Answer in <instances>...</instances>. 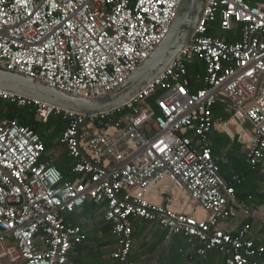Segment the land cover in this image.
<instances>
[{"label":"built area","instance_id":"1","mask_svg":"<svg viewBox=\"0 0 264 264\" xmlns=\"http://www.w3.org/2000/svg\"><path fill=\"white\" fill-rule=\"evenodd\" d=\"M181 2L0 0V65L76 96H101L149 57ZM218 104L227 119L213 113ZM8 106L33 107L40 122L62 120L56 141L71 178L44 159L34 129L0 113V264H67L85 236L65 216L86 202L111 223L113 264H139L130 259L135 220L157 224L167 242L182 239L191 260L217 251L223 264H264L250 223L220 228L236 213L241 179H226L211 149L217 129L240 142L250 169L264 161V1L207 0L190 42L115 109L86 119L0 89V110Z\"/></svg>","mask_w":264,"mask_h":264},{"label":"crops","instance_id":"2","mask_svg":"<svg viewBox=\"0 0 264 264\" xmlns=\"http://www.w3.org/2000/svg\"><path fill=\"white\" fill-rule=\"evenodd\" d=\"M211 143L213 150L217 153L216 155L221 156V174L226 179L237 174L241 179L240 184L236 185L239 201L235 209L236 213L223 221L220 228L234 232L241 224L250 223L252 225L251 236L256 242L264 243V161L257 168L250 169L245 161V154L240 142L217 129L212 132ZM52 151L49 152L52 153ZM49 161L53 163L52 160ZM56 165H63L69 169L71 160L64 159ZM91 204V202H86L80 209L65 216L66 222L81 226L85 236L83 242L77 244L69 252L67 264H79L85 257L88 258V261L92 260L94 264L97 262L113 264L110 259V252L115 241L111 229L105 230L106 224L111 225V223L103 218L101 208ZM92 213H100L101 216L94 219L90 216ZM83 221H86V226ZM87 231L92 234L91 237H86ZM85 238H89L90 241ZM133 238L135 243L130 259L139 264H223L224 257L217 251L211 252L208 258L201 262L198 259H189V247L185 242L178 237H172L167 242L165 232L154 223L135 220ZM138 241L147 242L146 248L137 251ZM154 245L160 246L158 251H155ZM108 247L109 250L104 252V249ZM179 247L183 248L185 255L179 253ZM262 261L264 262V256Z\"/></svg>","mask_w":264,"mask_h":264},{"label":"water","instance_id":"3","mask_svg":"<svg viewBox=\"0 0 264 264\" xmlns=\"http://www.w3.org/2000/svg\"><path fill=\"white\" fill-rule=\"evenodd\" d=\"M207 0H182L165 38L144 62L117 88L95 97H81L50 86L42 80L9 70L0 65V89L37 99L51 105L83 114L115 109L128 102L153 81L190 42Z\"/></svg>","mask_w":264,"mask_h":264},{"label":"trees","instance_id":"4","mask_svg":"<svg viewBox=\"0 0 264 264\" xmlns=\"http://www.w3.org/2000/svg\"><path fill=\"white\" fill-rule=\"evenodd\" d=\"M254 1H264V0H254ZM195 71H196V67H192V66L188 67V74H190L191 76H194ZM150 102H152V97L150 98ZM0 113L2 115L5 114L11 118H16L20 123L24 125H28L32 129H34V131L40 135L41 140L45 144L46 150L49 149V147L52 145V142L58 138L60 132L63 129V122L58 117L56 122L52 124L50 123V117L48 118L47 122H40L36 120L35 109L33 107L18 109L13 106H8L7 108H5V112H3V110L1 109ZM213 113L216 115V117H219L222 120L227 119L230 114L225 110L223 104L215 105L213 107ZM211 149L213 154L216 155L217 153H215V151L213 150L212 145H211ZM220 164L221 161L218 162L219 168H220ZM58 167L63 172L65 177L71 178V175H69L70 170L68 168H65L63 165H60ZM110 229H111V225L106 224L105 230H110Z\"/></svg>","mask_w":264,"mask_h":264},{"label":"rangeland","instance_id":"5","mask_svg":"<svg viewBox=\"0 0 264 264\" xmlns=\"http://www.w3.org/2000/svg\"><path fill=\"white\" fill-rule=\"evenodd\" d=\"M57 119H58L57 117L50 116V123L51 124L52 123H55ZM48 132H50V131H48ZM54 141H53V144L49 147V149L46 150L44 159L52 160L53 161V164H55V165L59 161H63L64 159L67 160V161H69L64 146L58 144V141H56V139ZM49 151H52V153L49 152ZM50 155H52V156L50 157ZM90 216H92L94 219H96V218L98 219L101 215H100V213H92ZM83 222L85 223V226H86V221H83ZM85 235H86V237L87 236H90L91 237L92 234H90V232L87 231ZM85 239L87 241H90L89 238H85ZM146 245H147V242H142V241L140 242V241H138L137 251H139V249H142V248L145 249L146 248ZM153 248L155 249V251H158L159 248H160V246L154 245ZM108 250H109V247L106 248V249H104V252H107ZM87 259L88 258L85 257L84 260L80 261L79 264H89V263H93L94 264V262L92 260L91 261H88ZM90 259H92V257H90ZM96 264H100V263L97 262Z\"/></svg>","mask_w":264,"mask_h":264}]
</instances>
